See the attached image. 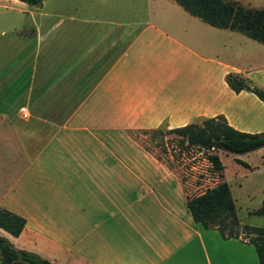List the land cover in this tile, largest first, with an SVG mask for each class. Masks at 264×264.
Instances as JSON below:
<instances>
[{"label":"crops","instance_id":"0c3cea01","mask_svg":"<svg viewBox=\"0 0 264 264\" xmlns=\"http://www.w3.org/2000/svg\"><path fill=\"white\" fill-rule=\"evenodd\" d=\"M254 41L175 0H0V206L26 218L0 233L55 264H258L128 132L219 113L264 130V102L226 81L264 87Z\"/></svg>","mask_w":264,"mask_h":264},{"label":"trees","instance_id":"16d2710c","mask_svg":"<svg viewBox=\"0 0 264 264\" xmlns=\"http://www.w3.org/2000/svg\"><path fill=\"white\" fill-rule=\"evenodd\" d=\"M30 5L39 4L42 0H23ZM190 14L203 21L221 28H230L264 44V7L248 6L238 0H175ZM229 86L240 91H253L264 102V87L238 72L226 73ZM177 136L180 149L188 150L197 147L205 151L212 168L223 175L224 165L218 150L243 153L264 146V130L246 131L231 125L225 115L219 113L191 121L183 125L166 128ZM150 139L158 137L163 143V128H144L140 131ZM142 145L152 152L156 158L163 160L150 146L147 139L141 137ZM160 145V144H159ZM166 152V147H164ZM240 160V159H239ZM242 163H247L240 160ZM186 206L194 221L204 227L215 228L223 238L238 237L242 241L252 243L258 264H264V226L248 223L240 224L236 212V204L229 183L220 179L213 185L205 187L201 192L187 195ZM253 213H264V199ZM26 218L10 209L0 206V227L12 235H18L25 226ZM0 264H55L39 253L20 248L0 234Z\"/></svg>","mask_w":264,"mask_h":264},{"label":"rangeland","instance_id":"374dc122","mask_svg":"<svg viewBox=\"0 0 264 264\" xmlns=\"http://www.w3.org/2000/svg\"><path fill=\"white\" fill-rule=\"evenodd\" d=\"M238 1L248 6L264 7V0ZM254 42L263 46L258 41ZM161 127L164 130L163 143L158 144L155 142V140L161 142L158 137L155 140L150 139L149 136L143 137L140 132L142 129L132 128L128 132L133 134L134 137L140 138L141 136L145 140L147 139L149 146L162 157L163 160L159 161L185 181L186 191L190 194L202 191L205 187L213 185L222 178L212 168L203 149L193 147L182 151L179 145L176 144L177 136L168 132L166 128L169 127L165 124H162ZM164 147H166V152ZM221 159L226 165V181L230 185L235 200L240 224L248 223L255 226H264V213L256 214L252 212L254 208L261 205L264 199V146L244 153L224 151ZM239 159L246 163L249 162V164L246 165ZM7 236L9 235L7 234Z\"/></svg>","mask_w":264,"mask_h":264},{"label":"built area","instance_id":"2783aa9c","mask_svg":"<svg viewBox=\"0 0 264 264\" xmlns=\"http://www.w3.org/2000/svg\"><path fill=\"white\" fill-rule=\"evenodd\" d=\"M19 112L23 117H26L28 115V110L25 105L19 107Z\"/></svg>","mask_w":264,"mask_h":264}]
</instances>
